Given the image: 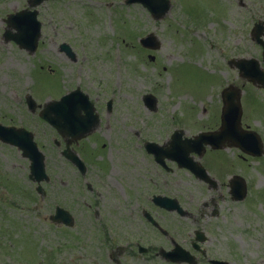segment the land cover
I'll use <instances>...</instances> for the list:
<instances>
[{"label": "rangeland", "instance_id": "374dc122", "mask_svg": "<svg viewBox=\"0 0 264 264\" xmlns=\"http://www.w3.org/2000/svg\"><path fill=\"white\" fill-rule=\"evenodd\" d=\"M170 2L172 7L162 19H155L140 4L126 5L125 0L45 2L38 7L42 37L37 52L30 55L3 38V20L26 8L27 0H0V122L34 133L52 178L51 183L43 184L48 192L45 197L36 193L35 200L27 202L28 162L0 142V175L19 183L22 190L19 205L13 204L17 198L12 196L0 200L1 264L87 262L100 254L98 249H79L87 245L88 238L78 220L83 202L70 206L78 216L74 229L49 219L57 206L65 208L66 193L72 199L77 192L82 196L86 192L74 184L65 189V158L60 153L64 146L58 148L54 143L62 139L38 116L39 110L34 114L29 111L27 95L44 106L80 87L92 101L112 99V113L107 114L105 105L100 109L103 120L94 133L100 142L85 141L94 150L106 144L103 154L108 164L110 154L120 149L115 139L128 135L133 141L129 149L134 151V159L139 157L138 165L128 164L142 170L150 168L141 161L145 141L162 140L175 130H183L184 137L217 131L223 106L221 92L235 84L242 91L243 128L257 132L264 145V88L242 78L237 68L228 65L234 58L257 59L261 55L262 47L250 33L254 23L264 20V0ZM150 33L161 41L159 51L147 50L139 43ZM65 42L76 53V61L59 51ZM149 55L155 56L154 61ZM146 95L157 99L156 111L145 106ZM136 131L139 137H135ZM79 149H84L83 144ZM207 149L203 163H212L215 171L238 173L249 185L246 202L238 209H226L220 219L201 222L207 234L220 243H216L219 249L211 246V251L231 264H264V154L252 157L237 147L212 153ZM182 178L189 180L185 173ZM182 191L186 192L183 185ZM181 220L185 232L192 231L189 219ZM195 225L199 228V223ZM23 238L36 248L22 249L26 247ZM14 240H18V249L10 246L15 245ZM103 250L102 260L108 263Z\"/></svg>", "mask_w": 264, "mask_h": 264}, {"label": "flooded vegetation", "instance_id": "af4514ba", "mask_svg": "<svg viewBox=\"0 0 264 264\" xmlns=\"http://www.w3.org/2000/svg\"><path fill=\"white\" fill-rule=\"evenodd\" d=\"M125 4L129 5L127 0H125ZM65 44L68 43L65 42ZM263 52L264 48L262 47V53L257 58L262 70H264ZM63 54L67 56L66 53ZM92 102L100 122L98 128L87 138L100 142V137L94 134L103 120L100 109H103V105H105L107 114H110L113 111L114 102L112 99L101 102L99 98H95ZM38 110L40 117L41 108ZM139 134V132L135 134V137H139ZM87 138L76 139L65 135V138H61L62 142L54 140L58 148L64 146L60 153L63 155L65 151V189L70 184H74L77 185V188H84L86 192V195L82 196L79 191L72 199L70 194L66 193L67 222L65 225H58L66 229L77 227L78 216L73 213L70 206L75 201L83 202L84 211L80 213L78 220L81 223V230L88 234V238L85 241L87 245H83L79 249H98L100 254H94V258L87 262L65 264H191V262L179 263L173 260L175 254L171 252L176 249L183 250L185 257L190 259L193 257L192 264L194 260L195 264H215L213 263L215 260L229 262L219 254L213 255L211 246L219 249L216 246V243L219 242L207 234L204 227L201 226V222L205 219L218 220L223 217V211L226 209L236 210L240 204L246 202L249 185L243 176L238 173L231 174L229 169L216 168L220 171L212 170V163H203L196 153H191L190 158L194 162L201 163L207 170V177H202L181 168L175 159L169 156L157 158L147 149V143L156 142L158 144L159 141H164L158 145L164 151L167 150L166 148L170 147L173 133L166 135L162 140L149 139L144 142L141 161L146 163V167L150 164V168L142 170L133 169L128 164L130 162L138 165L137 159H139V157L134 159L132 155L134 151L129 149L133 141L128 135H121L115 139L120 149L116 151V154H110L108 164L103 154L107 145L103 143L104 147L101 149H89ZM81 144L84 149H79ZM96 146L98 145L96 144ZM12 148L20 158L28 162L26 179L30 189L25 193V197L28 199L27 202L31 203L35 200L34 194H38L39 185L30 177V161L23 157L18 148ZM73 155L77 156L84 164V170L75 164L71 158ZM182 173H185L189 180L184 181ZM237 176L244 184V188L245 186L247 188V197L245 196L246 198L243 200L236 198L237 193H233L231 180ZM51 182L52 178L44 184ZM182 185L186 192L182 191ZM20 188L19 183L6 181L5 177L0 175L1 201L6 196H12L17 198L16 201L12 200L13 204L19 205L18 196L22 193ZM205 191L210 194L207 195ZM43 193V197L48 194L45 189ZM183 203L189 207L185 209ZM161 204L172 206L174 209L169 210ZM177 206L184 208V216L178 211ZM52 216L53 214L49 216L51 222ZM182 218L189 219V222L194 225L192 231L185 232L182 227ZM195 223H199V228ZM199 232L204 233L203 242L197 240ZM22 240L26 244V247L23 246L22 249L36 248V245L32 247L34 244L30 240L29 243L24 238ZM14 241L15 245H10L12 249L17 247L18 240ZM102 249H104L105 261L108 263L102 260Z\"/></svg>", "mask_w": 264, "mask_h": 264}, {"label": "water", "instance_id": "95a60500", "mask_svg": "<svg viewBox=\"0 0 264 264\" xmlns=\"http://www.w3.org/2000/svg\"><path fill=\"white\" fill-rule=\"evenodd\" d=\"M49 0H30L31 8H36L42 3ZM129 4L142 3L155 18H162L170 9L169 0H128ZM37 10H22L18 13L11 14L5 20L7 29L4 34L6 41L16 42L22 49H26L30 53H34L37 49L39 39L41 38V22L38 21ZM15 30V32H14ZM264 35V23H258L252 30L253 38L262 44L261 39ZM141 44L149 49H159L161 44L157 37L153 34L143 38ZM61 50L66 52L72 60H75V54L71 47L67 44L61 46ZM264 56V53H263ZM230 65H235L240 69L241 75L253 83L259 82L264 86V72L260 69L256 60H233ZM223 111H222V125L216 133H204L195 139L182 140L180 134L175 133L171 148L163 150L153 144L148 145V149L153 152L157 158L162 156H169L175 159L181 167L190 169L197 175L207 177L205 170L198 166L192 159L189 158L191 152L202 154L204 145H211L214 149H222L226 146H238L243 151L260 156L262 154V144L259 136L254 132L244 131L241 124L242 107H241V91L234 86H230L223 90ZM156 99L148 95L145 97V104L149 109H155ZM28 104L31 110L35 111L36 102L33 98H28ZM82 111L86 114L82 115ZM94 107L89 102L87 95L83 94L78 88L77 90L65 95L59 101L50 102L45 105L41 112V117L50 123L56 130L65 137L71 136L76 139L86 137L93 131L98 124L97 117L93 116ZM0 140L4 143L17 146L23 151L24 157L31 161V179L41 183L44 180L49 181L46 174L45 155L38 148L37 143L34 141V135L26 129H16L15 127H6L0 124ZM72 159L79 164L84 170L83 163L75 155ZM233 193H237L236 198L243 200L247 194L246 186L241 183L239 178L235 177L233 180ZM38 190L41 192L42 187ZM169 210L174 207L161 204ZM179 212L185 215L182 208L177 206ZM67 213L62 208H57L56 215L52 218L55 222H67ZM71 219V218H70ZM175 258L178 262H183L187 259H181L182 252L180 250L174 251ZM217 263V262H215ZM222 264V263H220Z\"/></svg>", "mask_w": 264, "mask_h": 264}]
</instances>
